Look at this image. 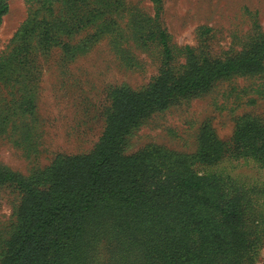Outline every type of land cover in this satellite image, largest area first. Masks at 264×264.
Listing matches in <instances>:
<instances>
[{"label": "rangeland", "instance_id": "rangeland-1", "mask_svg": "<svg viewBox=\"0 0 264 264\" xmlns=\"http://www.w3.org/2000/svg\"><path fill=\"white\" fill-rule=\"evenodd\" d=\"M73 1L7 0L0 22V166L26 178L60 156L96 148L117 110L115 92L148 87L162 70V47L153 32L167 33L177 67L187 63L190 49L197 59H227L264 37V0ZM95 7L100 12H88L81 25L76 9ZM43 19L52 27L49 37L67 47L58 41L43 48L36 34ZM36 26L25 42L23 29ZM21 47L29 49V65L18 63ZM244 120L264 125V65L155 111L131 131L125 153L156 146L189 157L203 130L212 131L228 147L226 155L215 163L192 161L191 168L217 173L243 192L252 257L247 264H264V160L239 154L242 145L231 151ZM22 199L15 184L0 183V263Z\"/></svg>", "mask_w": 264, "mask_h": 264}, {"label": "trees", "instance_id": "trees-1", "mask_svg": "<svg viewBox=\"0 0 264 264\" xmlns=\"http://www.w3.org/2000/svg\"><path fill=\"white\" fill-rule=\"evenodd\" d=\"M76 10L83 25L101 7ZM7 11V0H0V22ZM38 26L44 49L58 41L66 46L49 37L46 19ZM38 26L23 29L25 42ZM154 35L162 47L161 72L148 87L115 92L117 110L90 154L60 156L27 178L0 166V183L23 193L0 264H247L252 258L243 192L217 173L191 168L192 161L215 163L226 155L228 147L212 131L203 130L198 151L189 157L156 146L126 154L125 146L131 131L155 111L217 80L261 70L264 37L249 52L227 59H197L190 49L187 63L177 67L167 33ZM19 50L18 63L29 65V49ZM235 140L232 152L242 145L239 154L264 160L263 124L244 120Z\"/></svg>", "mask_w": 264, "mask_h": 264}]
</instances>
